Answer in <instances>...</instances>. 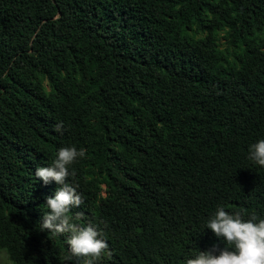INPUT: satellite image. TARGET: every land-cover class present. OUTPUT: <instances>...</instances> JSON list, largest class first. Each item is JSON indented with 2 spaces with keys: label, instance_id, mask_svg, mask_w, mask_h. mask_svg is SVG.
Here are the masks:
<instances>
[{
  "label": "trees",
  "instance_id": "trees-1",
  "mask_svg": "<svg viewBox=\"0 0 264 264\" xmlns=\"http://www.w3.org/2000/svg\"><path fill=\"white\" fill-rule=\"evenodd\" d=\"M262 139L264 0H0V252L12 264L91 259L41 228L59 185L35 169L73 146L86 150L68 178L84 203L70 215L108 244L93 264L234 250L206 224L219 206L264 218V167L248 158Z\"/></svg>",
  "mask_w": 264,
  "mask_h": 264
},
{
  "label": "clouds",
  "instance_id": "clouds-1",
  "mask_svg": "<svg viewBox=\"0 0 264 264\" xmlns=\"http://www.w3.org/2000/svg\"><path fill=\"white\" fill-rule=\"evenodd\" d=\"M56 128L59 131L62 124ZM85 155L83 148L62 147L51 166L35 169V177L45 185L50 182L59 185L54 196L46 198L49 211L42 217L41 228L56 234L70 233L67 245L71 253L90 257L86 264H93L108 249L104 234L91 223L87 226L74 223L70 215L72 208L80 207L84 199L77 187L68 182L69 176L75 175L74 171H69V166ZM248 158L264 167V139L250 146ZM82 217V213H76L77 219ZM206 228L234 250L228 247L218 249L214 245L208 251H199L195 258L187 259L185 264H264V218L252 213L245 220L241 212L229 214L219 206L209 218Z\"/></svg>",
  "mask_w": 264,
  "mask_h": 264
},
{
  "label": "rangeland",
  "instance_id": "rangeland-1",
  "mask_svg": "<svg viewBox=\"0 0 264 264\" xmlns=\"http://www.w3.org/2000/svg\"><path fill=\"white\" fill-rule=\"evenodd\" d=\"M0 264H12L11 262H9L6 254L3 252H0Z\"/></svg>",
  "mask_w": 264,
  "mask_h": 264
}]
</instances>
